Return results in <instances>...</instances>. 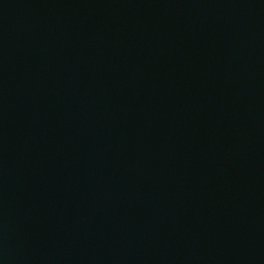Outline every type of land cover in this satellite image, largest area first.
<instances>
[{
  "label": "water",
  "instance_id": "obj_1",
  "mask_svg": "<svg viewBox=\"0 0 264 264\" xmlns=\"http://www.w3.org/2000/svg\"><path fill=\"white\" fill-rule=\"evenodd\" d=\"M0 264H264V0H0Z\"/></svg>",
  "mask_w": 264,
  "mask_h": 264
}]
</instances>
